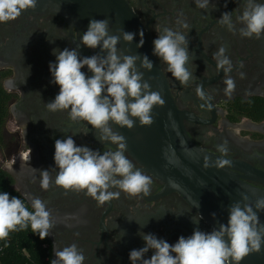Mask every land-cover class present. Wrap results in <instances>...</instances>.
Instances as JSON below:
<instances>
[{
  "label": "flooded vegetation",
  "instance_id": "obj_1",
  "mask_svg": "<svg viewBox=\"0 0 264 264\" xmlns=\"http://www.w3.org/2000/svg\"><path fill=\"white\" fill-rule=\"evenodd\" d=\"M126 1L148 32L152 47L165 27L189 40V54L195 58L186 65L193 73L187 85L172 77L156 56L175 107L186 112L181 123L189 138L210 153L264 170V117L251 118L264 114V36L249 39L240 35L236 17L246 0H209L206 9L197 7L195 0ZM225 12L231 13L235 31L218 22ZM82 33L62 16L47 12L23 11L17 19L0 23V89L5 96L0 170L9 179L14 196L24 200L29 210L31 198L38 197L50 211L53 227L43 243L48 264L55 259L53 248L60 250L73 243L83 251L84 264H131L130 251L145 244L140 232L170 244L180 236H190L197 227L210 232L213 226L183 194L167 186L140 154L127 128L118 125L113 124V129L126 139L125 155L152 177L149 195L120 192L118 199L98 206L84 192H66L55 185L59 171L54 162L55 140L72 136L77 146L101 154L116 149L109 142L102 144L99 131L86 121L73 122L67 110L46 108L60 91L49 69L56 62L53 51L76 48L81 57L99 52L80 43ZM222 46L232 62L228 74L213 59ZM82 71L92 75L86 66ZM227 76L236 85L230 96L224 91ZM221 145L226 153L218 151ZM33 169L49 170L52 184L47 191L40 186V172ZM193 218L199 220L198 225ZM152 254L149 250L145 258Z\"/></svg>",
  "mask_w": 264,
  "mask_h": 264
},
{
  "label": "clouds",
  "instance_id": "obj_2",
  "mask_svg": "<svg viewBox=\"0 0 264 264\" xmlns=\"http://www.w3.org/2000/svg\"><path fill=\"white\" fill-rule=\"evenodd\" d=\"M195 3L197 7L206 9L209 0H195ZM36 5L37 0H0V23L13 21L23 11L34 9ZM218 22L229 31L236 30L229 12L223 13ZM236 23L241 25L239 33L242 37L260 39L264 36V3L246 0ZM109 24L108 19H91L87 30L80 35L83 46L100 48L95 55L81 57L76 48L53 51L56 62L50 63L49 69L52 83L58 85L60 91L54 100L46 104L51 112L67 110L73 122L86 121L99 131L97 138L102 144L109 142L116 145L115 150L101 154L87 146H77L72 136L55 140L54 162L59 169L55 185L66 192H84L97 201L98 206L118 199L120 192L129 196L149 195L152 177L137 168L125 155L126 139L113 129V124L132 129L138 119L141 126H151L154 106L165 104L161 94L151 90L150 84L143 80V73L136 67L139 61L143 69L151 71L153 62L148 56L118 52L121 37L124 42L131 43L135 34L121 29L120 35H110ZM139 35L137 47H142L143 30ZM188 45L186 35L167 27L153 40V55L167 65L168 73L182 85H187L193 77L186 66L190 59L195 58L194 55L190 57ZM103 52L107 54L102 55ZM225 53L226 48L222 46L213 54V59L217 67L228 74L232 70V62ZM85 66L91 76L82 71ZM244 75L240 73L241 78ZM223 82L226 85L225 94L230 96L235 90V81L227 76ZM218 151L226 153L227 148L221 145ZM230 165L231 161L226 159L210 162L209 157H205L203 167L223 169ZM33 170L40 172V186L47 191L52 184L49 170ZM111 188L120 191H110ZM248 199L242 194L243 206L241 201L229 206L227 223H220L210 232L197 227L190 236H180L175 244L151 233H138L145 244L130 251L131 264H240L251 253H259L264 245V225L257 215V211H264V197L255 201L256 211L252 204L247 203ZM29 203L31 210L21 198L0 192V241L6 240L10 232L29 226L41 240L50 235L53 223L47 206L38 197L31 198ZM212 215L215 217V213ZM199 220L193 218L197 225ZM149 250L153 254L145 258ZM53 251L55 259L51 260V264H84L83 251L75 243L60 250L53 248Z\"/></svg>",
  "mask_w": 264,
  "mask_h": 264
},
{
  "label": "water",
  "instance_id": "obj_3",
  "mask_svg": "<svg viewBox=\"0 0 264 264\" xmlns=\"http://www.w3.org/2000/svg\"><path fill=\"white\" fill-rule=\"evenodd\" d=\"M26 11L60 15L82 32L87 30L89 20L108 19L110 35H120L121 29L134 33L131 43L124 42L121 37L118 52L148 56L153 62L151 71L143 69L139 61L136 67L143 73V80L150 84L151 90L159 92L165 101L163 106H154L151 126H141L137 119L132 129L127 128L140 154L167 186L183 194L213 228L227 223L232 203L241 201L243 206L242 194L249 197L247 203L256 211L255 201L264 197V170L210 153L189 138L181 123L186 112L175 107L160 64L153 55L150 36L126 0H37L36 7ZM140 30L144 33V43L137 47ZM97 50L100 52V48ZM205 157H209L210 162L226 159L231 165L223 169L204 168ZM257 215L264 225V211H257ZM240 264H264V245L259 253H251Z\"/></svg>",
  "mask_w": 264,
  "mask_h": 264
},
{
  "label": "trees",
  "instance_id": "obj_4",
  "mask_svg": "<svg viewBox=\"0 0 264 264\" xmlns=\"http://www.w3.org/2000/svg\"><path fill=\"white\" fill-rule=\"evenodd\" d=\"M4 92L0 89V121L5 109ZM264 114L251 116L258 120ZM0 192L9 193L10 197L14 192L9 184L6 174L0 170ZM38 234H34L30 228L16 230L9 233L6 240L0 241V264H48L46 250Z\"/></svg>",
  "mask_w": 264,
  "mask_h": 264
}]
</instances>
